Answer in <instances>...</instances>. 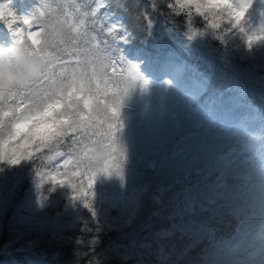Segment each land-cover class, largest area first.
Masks as SVG:
<instances>
[{
  "label": "snow or ice",
  "instance_id": "1",
  "mask_svg": "<svg viewBox=\"0 0 264 264\" xmlns=\"http://www.w3.org/2000/svg\"><path fill=\"white\" fill-rule=\"evenodd\" d=\"M259 5L257 15L254 0H148L140 18L145 21L149 35L153 14L165 19V27L182 17L189 39L211 30L222 41L235 37L253 49L264 45V0H259ZM116 7L127 11L126 4ZM55 12L53 15L49 0H34L33 6L23 12L15 7L14 0H0V29H6L0 48L20 43L30 54H39L44 60L39 75L15 86L0 85V186L7 183L6 195L0 194V212L21 182L30 180L34 198L28 205L31 219L25 218L24 223L32 225L34 219L42 218L47 209L54 207L57 203L54 194L64 197L65 219L62 224L57 222L53 239H69L77 261L106 264L99 245L112 222L105 209L104 187L106 181H111L115 187L124 189L126 168L135 144L125 130L121 108L130 89L139 81L147 86L148 81L123 55L132 32L117 14L112 0H66L57 5ZM196 18L206 23L204 31L193 27ZM72 32L76 35H71ZM93 41L96 51L105 54L111 66L122 65V86L111 92L102 91L98 82L94 84L97 73H68L67 62L63 60L64 53H87L89 49H81L80 43L87 45ZM69 44L73 52H68ZM58 64L62 68L59 74L55 71ZM213 172L209 168L208 176ZM226 177L227 173L221 171L213 183L203 186L196 183L176 193V197L184 196L185 206L181 208L177 202L169 217L173 221L170 229L157 235L167 237L187 231L184 214L194 211L198 200L200 210L209 211L203 201L215 206L230 199V190L223 183ZM143 191L133 194L135 213ZM241 197L254 210L244 222L248 255L241 261H221V264H264V240L255 238L258 226L264 222V167L250 178ZM135 213L128 216L126 224L132 222ZM69 232L72 236L65 237Z\"/></svg>",
  "mask_w": 264,
  "mask_h": 264
},
{
  "label": "rangeland",
  "instance_id": "2",
  "mask_svg": "<svg viewBox=\"0 0 264 264\" xmlns=\"http://www.w3.org/2000/svg\"><path fill=\"white\" fill-rule=\"evenodd\" d=\"M31 2L29 7L23 8L21 12L30 9L34 1ZM54 3L55 5L51 6L53 15H56L55 9L61 0ZM254 5L258 15L259 0H254ZM174 39L181 44L185 40L178 34L174 35ZM94 44V41L87 45L80 43L81 49L87 47L89 51L87 53L79 51L72 55L64 53L63 60L67 62L68 73L86 71L91 75L95 72L98 74V80L94 81V84L98 82L102 91L107 89L111 92L118 85L122 86L121 73L117 79L113 78V74L116 70H121V66L119 64L111 66L105 59V54L96 51ZM66 47L68 52H73L72 45ZM183 47L186 48L185 45ZM142 59L140 55L130 60V63L138 68L140 76L148 81V84L144 86L143 82L139 81L131 88L121 108L125 130L135 141L133 155L126 168V177L130 176L132 183L126 189H119L110 188V184L106 182L105 203L110 206L115 204V207L120 209L124 215L122 223L125 225L128 216L135 213L136 208V198L133 194L139 190L134 188L133 183L140 181L139 177L146 169L151 173L149 175L151 178L142 176L141 180L145 179L142 181L149 185L152 180H157L154 185L156 192L152 191L153 197L165 192L166 188L161 186L164 178H167L166 182L172 188L181 186L184 190L196 183L201 186L213 183L221 171L226 172L227 177L223 183L230 190V199L215 206L207 205V201H203L209 207V211H201L199 207L201 201L198 200L195 210L184 214V223L188 225L187 231L183 234L174 232L167 237L155 235V238L164 239L167 243L175 236V239H185L186 244L191 247L199 244L201 240H207L203 264L241 261L248 255L249 249L244 233V222L254 211L242 202L241 193L250 178L258 169L264 167V115L261 114L260 106L245 101L236 103L233 96L228 110L223 109L226 112L213 104L197 103L195 98L203 91L202 82L206 79L207 66L192 68L193 75L188 77L182 74L184 69L181 64L168 67L169 63L166 62L162 65V70L156 73L141 67L139 62ZM84 60L89 63H78ZM61 70L58 64L55 68L56 73L59 74ZM194 76L202 78L203 81L196 80ZM163 78L167 83L161 81ZM236 91L241 93L242 87L238 85ZM209 168L214 170L210 177L207 173ZM198 172L200 175H197ZM168 184L166 185L169 188ZM3 192L1 189L0 194ZM33 198L34 193H31L26 205L18 209V222L24 221L25 218L31 219L28 205ZM176 198L182 201L180 207L183 208L184 196ZM179 219L180 217L177 220ZM217 219L220 225L224 223L226 227L234 226L235 234L231 238L229 234L232 231L229 234L227 231L228 235L222 233L223 236L218 239L219 233L213 226V221ZM36 221L37 218L32 223ZM39 259L41 257L29 254L27 261L29 264H53L51 260L46 263V259L44 261Z\"/></svg>",
  "mask_w": 264,
  "mask_h": 264
},
{
  "label": "trees",
  "instance_id": "3",
  "mask_svg": "<svg viewBox=\"0 0 264 264\" xmlns=\"http://www.w3.org/2000/svg\"><path fill=\"white\" fill-rule=\"evenodd\" d=\"M31 1L34 0H14V5L22 11L23 8L29 7ZM49 2L55 5L57 0ZM65 2L66 0H61L60 4ZM112 3L117 14L123 17L132 32L131 41L123 49V55L129 62L141 55L143 59L139 62L140 66L156 73L162 70V65L166 62L169 63L168 67L181 64L184 69L182 74L188 77L193 75L192 68L207 66L204 82L202 78L194 76L203 83V91L195 98L197 103L213 104L224 112L228 110L233 96L236 103L245 101L260 106L261 114L264 115V45L248 49L238 38L229 36L227 41H222L212 34L211 30L203 35L194 34V37L189 39L185 34L187 27L182 26V17H177L165 27V19L157 14H153V28L149 35L145 21L140 18L141 10L147 7L148 0H112ZM119 4H126L127 11L116 7ZM193 27L197 31H204L207 25L202 18H196ZM173 34L184 37L183 44L178 43ZM71 35L76 34L72 32ZM4 38L6 29H0V39ZM120 66L122 68V65ZM120 73L121 70H116L113 78L117 79ZM161 81L167 83L165 78ZM238 85L242 87L241 93L236 91ZM149 175L151 173L146 169L141 173L140 181L133 183L135 189L144 191L139 197L138 213L129 225H123L124 215L118 207L105 203L112 228L101 237V258L106 264H203L207 240H201L199 244L191 247L186 244L185 239H175V236L167 243L164 239L155 238L159 232L170 229L173 221H170L169 217L173 215L179 201L174 199L175 192H181L183 188H172L166 182L167 178H164L163 181L169 188L162 181L161 186L166 188L165 192L153 197L152 191H155L157 180H152L151 185L142 181L145 179L141 180L142 176L151 178ZM129 177H126L124 189L132 183ZM106 182L110 184V188L115 187L113 182ZM1 189L4 191L2 194L6 195L7 183L0 186ZM31 193L34 192L30 180H23L14 197L9 200L3 212H0V264H5L2 261L7 262L6 264H29V254L41 257V261L46 259V263L51 260L53 264H87L86 261H77L73 243L69 239L61 241L59 238L53 239L52 236V232L58 227L57 222H64L63 204L66 203V198L54 194L57 203L47 209L42 218H37L40 221L39 226L37 221L32 225L17 221V211L26 205ZM157 200L160 203H157ZM213 226L219 233L218 238L223 236L222 233L232 231V226L226 227L224 223L220 225L218 219L213 221ZM64 235L70 237L72 233Z\"/></svg>",
  "mask_w": 264,
  "mask_h": 264
},
{
  "label": "clouds",
  "instance_id": "4",
  "mask_svg": "<svg viewBox=\"0 0 264 264\" xmlns=\"http://www.w3.org/2000/svg\"><path fill=\"white\" fill-rule=\"evenodd\" d=\"M43 69V58L39 54H30L23 44L13 43L0 48V85L15 86L39 75ZM255 238L264 240V222L258 226Z\"/></svg>",
  "mask_w": 264,
  "mask_h": 264
}]
</instances>
